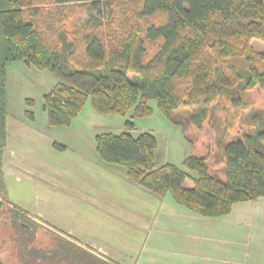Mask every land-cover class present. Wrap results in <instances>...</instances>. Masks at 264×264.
<instances>
[{
	"label": "trees",
	"instance_id": "1",
	"mask_svg": "<svg viewBox=\"0 0 264 264\" xmlns=\"http://www.w3.org/2000/svg\"><path fill=\"white\" fill-rule=\"evenodd\" d=\"M47 2L56 14L65 6H86L89 19L77 33L78 45L66 34L61 46L47 39L41 25L50 14L42 8ZM253 41L264 44V0H0V159L7 141L8 66L22 62L57 80L43 99L50 127L70 128L89 103L99 115L129 117L126 131L96 134L101 162L120 168L128 181L158 198L171 194L202 218L227 216L236 204L264 198V113L248 100L255 89L264 91V52H256ZM221 98L237 110L226 120L227 131L249 109L255 129L226 145L225 182L210 174L206 157H187L183 169L157 166V137L131 132L134 121L156 111L178 124L173 115L181 109L202 129ZM27 115L35 120L34 113ZM1 178L0 195L5 190ZM188 181L193 188H187ZM13 213L18 233L28 234H21L26 240L20 248L26 250L36 229L28 211ZM62 243L58 255L32 248L23 260L111 264Z\"/></svg>",
	"mask_w": 264,
	"mask_h": 264
},
{
	"label": "rangeland",
	"instance_id": "2",
	"mask_svg": "<svg viewBox=\"0 0 264 264\" xmlns=\"http://www.w3.org/2000/svg\"><path fill=\"white\" fill-rule=\"evenodd\" d=\"M42 8L45 13H50L44 16L45 22L43 21L41 24L42 29L46 31L47 39L53 45L61 46V36L66 34L69 42L75 41L78 45L81 35L79 36L77 33L82 30V24L89 19L86 6L80 4L65 6L60 14H56L54 9L57 8L49 2ZM96 14H93L94 17H97ZM252 47L256 52H264V44L260 41H253ZM7 74L9 137L6 141L8 151L6 149L0 159V172L4 173L6 185L4 193L0 195V201H2L0 204V262L2 264H25L23 259L25 254H29L28 249L34 248L42 254L43 251L51 250L58 255L57 249L64 245L62 241H67L59 231L30 216V221L36 229L34 239L32 245L26 250L20 248V242L26 240L21 237V234L24 233L26 237L28 234L20 230L18 233L11 217L14 214L13 211L15 212L19 208L28 212L38 209L35 192L40 187L38 185L41 176L40 159L53 166L64 163V158H70L75 163H79L82 161L79 156L83 153L93 160L96 158L94 154L96 134L101 132L119 134L126 131L125 124L129 117L99 115L91 110L89 103L70 128H52L46 124L47 115L42 106L44 95L49 93L57 83L55 77L48 71H39L22 62L10 64ZM248 100L264 113V91L259 88L255 89L248 94ZM152 105L155 107L154 103ZM236 112L237 110L231 106L230 102L221 98L211 107L210 118L202 129L193 126L190 122V112L181 109L173 115V119L178 124L171 123L156 111L150 118L134 121L135 129L131 132L135 135L149 132L157 137L159 143L156 156L157 166L172 164L183 169V162L187 157L191 155L206 157L210 174L225 182L224 149L226 145L242 139L243 134L255 131L250 120V109L239 114L240 118L234 123L232 132L227 131L226 120L229 115H234ZM28 113L35 114L34 121L29 118ZM18 127L20 131H17ZM69 138L74 143L78 142L79 146L83 145V149L73 145ZM60 141L64 142L63 145L68 146L67 154H62L56 149V146L60 147ZM94 161L79 163L77 164L78 169L74 167V170L81 172L80 167H82L85 171L93 173V163H101L97 158ZM101 165L107 167L106 169L108 167L114 169V171L120 169L118 167L111 168L112 166L102 163ZM47 175L51 176V171L47 170ZM63 175L66 178V172H63ZM1 181L3 182L2 178ZM187 183L190 185V181ZM48 188L44 187L47 190ZM40 208L49 218L51 212L48 205L40 204ZM220 233L223 234L222 231H219L210 239L212 246L210 249H218L211 250L210 260L217 261L219 264H247L251 262L243 255L241 240L232 238L230 241H226L225 236L227 235H223L224 242ZM238 255L240 256L236 257ZM116 261L126 263L124 259ZM66 263L68 264V262ZM126 264L129 262L127 261Z\"/></svg>",
	"mask_w": 264,
	"mask_h": 264
},
{
	"label": "crops",
	"instance_id": "3",
	"mask_svg": "<svg viewBox=\"0 0 264 264\" xmlns=\"http://www.w3.org/2000/svg\"><path fill=\"white\" fill-rule=\"evenodd\" d=\"M70 142L83 149L78 142ZM59 143L56 149L67 154L68 146ZM6 149L5 144L3 155ZM79 158V163L95 162L96 158L101 162L97 155L92 160L81 153ZM63 161L53 166L40 159V187L35 192L39 210L29 215L98 259L111 264H123L117 259L129 264H219L209 258L211 250H218L210 249V239L222 231L224 242L232 238L242 241L249 264H264V198L236 204L227 216L205 219L177 204L171 194L158 198L148 193L128 181L123 170L106 169L101 162L93 163V173L82 167L79 172L74 170L78 162ZM186 186L193 188L191 182ZM40 204L50 208L49 218ZM223 235H227L225 239Z\"/></svg>",
	"mask_w": 264,
	"mask_h": 264
}]
</instances>
